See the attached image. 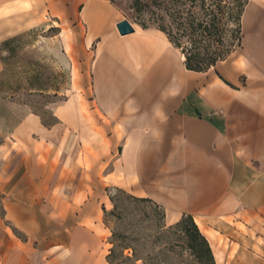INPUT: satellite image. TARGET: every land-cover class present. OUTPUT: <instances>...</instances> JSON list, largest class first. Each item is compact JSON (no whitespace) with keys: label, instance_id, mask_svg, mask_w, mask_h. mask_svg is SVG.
Instances as JSON below:
<instances>
[{"label":"crops","instance_id":"1","mask_svg":"<svg viewBox=\"0 0 264 264\" xmlns=\"http://www.w3.org/2000/svg\"><path fill=\"white\" fill-rule=\"evenodd\" d=\"M58 2L66 25L94 49L93 102L110 123L97 125L107 133L109 150L100 134L94 141L82 127L79 148L65 151V185L76 188L65 197L77 218L70 241L77 264L111 245L99 233L106 230L99 189L107 188L153 200L168 225L191 215L214 245L221 241L215 232L228 236L239 250L225 264H264L252 256L259 245L235 226L264 218V0L245 7L239 55L204 73L187 70L184 55L157 29L128 20L135 32L121 36L117 25L126 18L111 0H0V44L36 28V12L61 10ZM62 126L46 128L31 114L20 128L51 141ZM74 128H68L73 136L67 142L73 143ZM79 191L85 199L77 204Z\"/></svg>","mask_w":264,"mask_h":264},{"label":"rangeland","instance_id":"2","mask_svg":"<svg viewBox=\"0 0 264 264\" xmlns=\"http://www.w3.org/2000/svg\"><path fill=\"white\" fill-rule=\"evenodd\" d=\"M111 1L132 24L139 26L140 19L148 22V13L142 16L136 13V0ZM141 1L150 6L146 9L147 12L151 10V0ZM59 7L61 10L50 16L46 10L39 14L36 12V22L41 23L20 34L24 36V40L19 49L18 71L25 70L32 62L36 63V83H43L46 90L36 92V99H30L24 94L12 98L10 94L0 93V264L79 262L70 246V241L74 238L71 230L76 226L77 218L68 212L67 203L76 188L65 185L69 173L63 164L65 151H76L79 148L80 140L77 137L82 127L90 129L94 141L100 134L107 150L111 147L106 139V131L97 126L99 120L105 126L110 123L93 102L90 69L94 49H88L81 43L79 31L66 25L64 6L58 2ZM56 15H60L62 20L56 19ZM231 28L235 29V26ZM232 35L235 36L228 35L227 44H232L230 57H235L239 55L241 48ZM13 70L12 67L7 68L6 79L11 78ZM3 71L4 67L0 66V73ZM33 110L46 122H61L65 127L59 128L51 141L44 135L33 132L31 127L24 131L20 125L28 115L33 114ZM72 125L76 136L73 143L72 138L67 142V138L73 136L68 129ZM85 147H88L87 143ZM89 153L92 154V150ZM78 164L82 165L80 156ZM87 167L90 168L88 165ZM58 180L61 183L56 185ZM88 190L90 192L91 188ZM102 194L106 204H102V210L105 208L110 213L114 209L107 197H115L119 203L117 217L106 216L103 211L106 230H100L99 233L106 237V244H110L113 230L144 238L155 234L159 225L171 226L166 223V218L163 219L161 208L153 203L131 202L116 188H107L104 193L99 189L100 198ZM82 199H85V194L79 191L76 203H80ZM229 222L233 223V220ZM246 222L236 223L235 226L259 245L254 247L256 256H252L258 258V255L264 259V218L248 219ZM88 224L94 227L93 223ZM215 233L221 239L218 245L210 241L216 254V263L225 264V260H234L239 246L233 244L228 236ZM111 247L107 245L103 247V251L98 250L83 264H107L106 256ZM218 255L222 257L221 262Z\"/></svg>","mask_w":264,"mask_h":264},{"label":"trees","instance_id":"3","mask_svg":"<svg viewBox=\"0 0 264 264\" xmlns=\"http://www.w3.org/2000/svg\"><path fill=\"white\" fill-rule=\"evenodd\" d=\"M248 1L151 0V10L147 12L150 6L136 0L134 8L139 16L150 15L148 22L140 19L142 29L154 28L163 32L184 55L186 69L204 73L230 57L232 44H227L229 34H235L232 36L241 48L242 17ZM23 40L24 36L18 35L0 44V61L4 67L0 73V93L10 94L12 98L24 94L36 99V92H44L46 88L43 83H36V63L32 62L25 70L18 71L19 49ZM8 67L14 69L10 79H6L5 74ZM33 114L36 115V110ZM38 116L46 128L58 124L57 121L48 123ZM118 191L131 202L153 203L161 208L149 198L136 197L122 189ZM110 201L113 211L108 213L105 208L103 211L106 216L117 217L118 199L110 197ZM161 210L165 219V210ZM109 243L112 247L106 256L107 264H217L209 240L191 215H184L169 227L159 225L155 234L144 238L113 230Z\"/></svg>","mask_w":264,"mask_h":264},{"label":"water","instance_id":"4","mask_svg":"<svg viewBox=\"0 0 264 264\" xmlns=\"http://www.w3.org/2000/svg\"><path fill=\"white\" fill-rule=\"evenodd\" d=\"M117 29L121 36H126L135 32L133 25L128 20L120 22L117 25Z\"/></svg>","mask_w":264,"mask_h":264}]
</instances>
